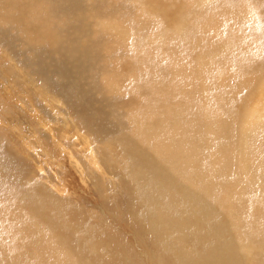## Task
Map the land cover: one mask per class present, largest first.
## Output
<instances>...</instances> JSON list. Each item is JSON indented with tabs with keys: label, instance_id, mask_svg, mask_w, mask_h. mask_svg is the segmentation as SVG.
Here are the masks:
<instances>
[{
	"label": "bare ground",
	"instance_id": "bare-ground-1",
	"mask_svg": "<svg viewBox=\"0 0 264 264\" xmlns=\"http://www.w3.org/2000/svg\"><path fill=\"white\" fill-rule=\"evenodd\" d=\"M96 1L108 3L111 0ZM116 1L119 4L112 5L109 11L122 6L128 8L126 3L129 0ZM130 1L129 3L139 1L138 5L142 7L130 10L128 19L104 23L102 30L98 31L81 19L84 15L83 2L86 0H27L20 7L21 12L9 18L11 29L31 37L35 42L40 39V42L35 46L28 45L33 42L24 40L22 43L10 38L4 40L0 48L5 50L6 58L14 61L15 65L10 68L4 65V61L3 64L0 63L1 85H5L8 95H11L10 85L16 92L18 89L24 94L29 101H24L25 98L18 100L24 107L29 105L36 120L40 113L37 114L34 110L37 106L33 101L39 99L50 108L55 124H62V129L56 126L57 132L77 148L83 165L68 148L55 139L52 134L54 124L51 125L47 119L37 120L35 123L44 129V133L47 131L52 135L51 141L56 140L57 150L61 155L62 149L68 150L67 163L70 168L81 179L91 182L99 194L105 193L106 201L108 194L117 193V188L126 195L128 203L131 199L136 200V208L131 212L128 210L125 217H121L126 218L129 225L135 228L137 238L145 247L149 244L152 248L155 247V238L160 234V225L152 207L159 203L161 197L164 205H173L167 213V217L171 216L167 242H158L154 253L140 252L146 261L149 260L152 264H264V242H251L247 237L233 242L231 227L227 231L218 229L225 215H228L231 226L234 227L246 219L243 227L249 232L255 222L251 219L255 213L253 208L264 209V6H254V0H248L250 4L244 14H232L228 17L222 35L197 40L192 37L202 33L207 13L220 11L222 3L169 0L168 6L177 10V14L173 16L166 8L152 9L149 6L150 0ZM37 2L41 5L42 18L37 24L24 23V8ZM55 6L63 9L55 10ZM66 11L76 13V18L68 22ZM142 11L151 19L138 27L136 21L141 17ZM2 14L0 8V15ZM57 19L61 21L55 26L45 25ZM67 32L73 35L69 37ZM43 36H48L47 40ZM254 44L256 48H252ZM193 46L200 47L208 55L203 65L208 72L207 81L194 77L185 86L188 92H193L195 83L202 84L199 87L202 103L196 108L181 103L180 97L184 94L182 87L169 86L172 82L183 83V79L176 78L182 72L191 71L184 51L186 47ZM154 47L159 49L154 50ZM11 49L13 51L9 52ZM23 55H26V59H21ZM104 55L112 58V67L107 66ZM150 56L156 58L154 64L150 63ZM122 58L134 68L131 71L135 76L122 74L119 77L110 72L101 78L98 76L108 68L111 70ZM238 58L242 59L241 63H238ZM47 59L53 62L47 69L54 70L68 90L63 97L75 99L93 93V90L83 84L85 79L92 83L85 63H95L100 59L96 89L103 87L105 95L102 94V100L98 102L101 105H97V114L90 115L100 127L94 138L87 114H75L71 117L72 114L68 113L69 118H72L71 123L75 122L78 128L74 132L67 131L71 125L66 113L58 111L59 106L64 105L63 100L29 67L31 61L43 62ZM163 71L164 75H159ZM220 75L222 79L227 76V85L216 78ZM124 83L126 91L123 90ZM224 87L228 92H225ZM147 97L150 99L149 105L131 109L120 116L118 106L134 102L145 103ZM11 112L7 101L0 96V124H6V118L13 113ZM188 115L192 116L184 127V117ZM162 120L181 138L154 149L152 141H144L142 135L151 132ZM202 123H206V127L199 128ZM11 124L20 132L17 137L19 145L26 147L30 136L25 135L26 132L20 125L15 122ZM125 124L129 131L125 130ZM2 134H8V130L0 126V136ZM184 134L186 136L182 138ZM256 138L259 140L252 142ZM110 139L119 142L118 150L110 145ZM95 144L101 146L95 147ZM34 146L41 147L38 139ZM211 150L223 154L211 156ZM117 151L122 153L124 160L113 171ZM22 153L24 156H31L26 152ZM30 153L39 158L38 152ZM14 160L18 161V157H10L0 142V249L4 253L0 260L8 258V264H128L132 256L137 258L126 249L119 250L103 244L107 242L103 227L101 229L94 221L93 213L85 215L81 209L79 212L71 211L66 206L67 201L66 205L63 202L67 209L62 208L66 192L58 189L57 185L35 181L40 179V175H26L14 165ZM35 168L42 173V168ZM96 182L103 185L96 186ZM221 189L228 192L212 194ZM233 211L236 214L231 217ZM96 217L99 218L97 215ZM14 218L19 221L18 230L9 232L7 226L1 223H13ZM202 220L207 222L204 232L200 228ZM102 222L103 220L100 224L98 221L99 225H103ZM194 228L199 232L194 231ZM17 232L21 234L20 238L17 237ZM11 236L14 239L9 242ZM210 239L217 242H206ZM17 242L20 247L14 249ZM26 242H45L46 248L51 247L54 242H69L68 246L73 253L70 258L62 254L51 261L44 248L31 243L28 246ZM55 247L58 248L59 245ZM138 259L135 264H145Z\"/></svg>",
	"mask_w": 264,
	"mask_h": 264
},
{
	"label": "rangeland",
	"instance_id": "rangeland-1",
	"mask_svg": "<svg viewBox=\"0 0 264 264\" xmlns=\"http://www.w3.org/2000/svg\"><path fill=\"white\" fill-rule=\"evenodd\" d=\"M26 2L27 0H0V8H2V11H3V14L0 15V47H2L4 40H6L7 38H10L13 41H19L21 43L23 40L28 41V42H33V43H29L28 45L34 44L35 46L40 42V39H38V41L35 42L36 40H33L31 37L25 36L21 32H17V30L13 31L11 29L9 18L15 14L20 13L21 12L20 7L21 6L23 7L26 4ZM129 2L131 1L129 0L126 3L128 4V8H124L122 6V8L109 11L112 5L119 4L116 0H111L108 3H103L100 1L95 2V0H86V2H83L84 15L81 17V19L83 21H86L88 26L92 28H96L98 31H101L104 23H114V22L117 23L120 21L121 18L128 19L131 13L130 10H138L142 7V5H138L139 1L136 3L134 2L129 3ZM207 2L222 3L223 7L220 11L207 13V19L204 23L202 33L200 35L192 37V39L200 40L203 38L205 39L209 37L222 35L224 33L225 25L227 23L228 17L232 14H244L247 10L248 5L250 4L248 0H207ZM254 2H255L253 3L254 6L255 5L264 6V0H254ZM12 3H15L16 5H12ZM168 4H169V0H150L149 6L152 9H154L155 7L156 8H166L171 11L173 16L176 15L177 10L173 9L171 6H168ZM8 5H10L9 6L10 8L7 9ZM237 6H239V9H237ZM40 9H41V5L38 2L30 7L24 8V12H23L24 13V19H23L24 23L30 22L32 24H37L38 20L42 18ZM54 9L61 10L63 8L61 6H55ZM65 17L67 18V21L69 22V20L76 18V13L72 11H66ZM150 19L151 18L148 16V14L145 11H142L141 17H139L138 20L136 21V26L140 27L141 25L146 24ZM58 21H61V20L60 19L51 20L47 22L45 25L55 26ZM161 21L165 26L169 27L168 23H166L162 19ZM67 35L70 37L73 35V33L67 32ZM47 38L48 36H43L44 40H47ZM81 43L83 44V42ZM252 48H256V44H254ZM158 49L159 47H154V50H158ZM8 51L12 52L13 50L11 49V51L10 50ZM184 54L186 56V63L188 62V65L191 66V69H190L191 71L182 72L181 76L176 78V79H183L184 80L183 83L175 84L172 82V83H169V86L182 87L184 90V94L180 97L181 103L184 105H190L196 108L199 104L202 103L201 101L202 93L199 90V87L202 86V84L197 85L195 83L193 85L194 87L193 92H188L185 89V86L190 81H193L192 79L194 77H197L201 81H207L206 77H208V72L204 70L203 65L205 64L204 61L206 60L208 55L205 53L203 49H201L198 46L186 47ZM150 58H151L150 63L154 64L156 62V58L153 56H150ZM21 59H26V55L21 56ZM0 60H1L0 63L3 64L5 62L4 65L7 67L13 68L15 65L14 61L6 58V52L3 48H0ZM104 60L107 63L108 67H112V64L110 62L112 58L109 55H104ZM237 61L238 63H241L242 59L238 58ZM85 64H87V69L90 72V75L92 77V83L89 79H85L83 80V84L88 89L93 90V93L89 95L85 94V97L79 96L80 97L79 99H75L72 97H69V98L63 97V95L68 93V90L65 87L64 82H62V80L58 77L57 73L54 70L49 71L47 69V66L53 65L52 61L48 59L43 62L31 61L29 62V67L35 71L38 77L47 86L54 89V92L53 91L50 92L51 94L55 93L56 95L61 97V99L63 100L64 105L59 106L58 111L61 110L64 113H66L65 115L71 125V127L67 128V131L74 132V130H77L78 128L75 122L71 123L72 118H69L68 116L69 114H72L71 117H74L75 114H79V115L87 114L89 115V120L91 123L92 137L94 138L96 134L100 131V127L98 124H95L93 122V120L90 118V115L97 114V111H98L97 105H101V103H98V102H101L100 101L102 100L101 95L102 94L105 95V92H104L103 87H99L98 89H96L97 73H98V69L100 65V59L96 60L95 63L89 61V62H86ZM133 69L134 68H131V65L125 59L122 58L121 61L116 66H114L111 70L108 68V70L102 71L101 75L99 73L98 76L101 78V76H105L109 74V72L116 73L119 77H121L122 74H124L125 76L127 74L128 75L134 74L133 76H135L136 74L133 71H131ZM216 70L217 72L219 71L218 68H216ZM214 72H215V69H214ZM163 73L164 71L161 72V74L159 75H164ZM218 75H219V72H218ZM15 78L17 79L18 75H16ZM216 78H219L225 85H227V76H224L223 79H222V75L216 76ZM147 79L150 80L151 78H147ZM9 87L11 89L10 90L11 95H8L7 94L8 91L7 92L5 91L6 89L5 85L3 86L0 83V96L3 97L5 101H7L8 107L13 112V113L11 112L12 114L6 118L7 120L5 121L6 124H0L2 128L4 129L6 128L8 130V134H2L0 136V142H1L2 148L7 152V154L10 157L12 158L18 157V161L17 160L13 161L14 165L17 168H20L19 170H22V172H24L26 175L28 174V176H31L32 174L35 176L37 174L40 175V179H36V180L34 179L35 181L37 182L42 181L46 183L47 185H52V184L57 185L58 189L66 192L65 193L66 195L64 198L65 201L63 200L61 203L62 208L65 207V209H67V207L69 206L70 208L69 207L68 208L71 209V211H76V212H79V209H81L80 211H83L82 214H85V215L93 213L92 215H94V221L97 223L98 226L103 227V235L105 237V240L107 241V242H103V244L111 245L113 247H116L119 250L126 249L128 252H132L133 254L137 256V258L132 256L128 264H135V262L139 261L138 258H140L141 261L144 262L145 264H152L151 261L149 260L146 261V259H144L141 256L140 252L148 251L150 253H154V251L157 249L158 242H167L166 240L168 237V231L171 225V216L167 217V213L170 211L169 207L173 205L172 204L164 205L163 197H161L159 200V203L152 207V212L154 213L160 225V234H159V237L155 238V242H154L155 247L152 248L150 244L147 247H145L142 244V242L137 238L135 228L129 225L126 218L123 219V217H121L123 215L125 217V214L128 210L129 212H131L133 209L136 208L135 206L136 200L131 199L130 202L128 203V199L126 195L122 194L123 192L117 188L116 189L117 193L115 192L114 194H108V200L106 201L105 193L99 194L98 190L92 187L91 182H89L88 180H85L84 178H83L84 180L81 179L73 171V169L70 168L69 164L67 163L68 155L66 152L68 150L64 151L62 149L63 151L62 155L57 150L58 144H56V140L62 145H64L66 148H68L73 153L74 157L83 165V160L80 157V155L77 153V148L74 145H71L70 142L66 138H61L60 137L61 134L57 132L58 129H56V126H60L61 127L60 129H62V124L60 123L58 125L55 124V120L52 117L53 114L50 108L46 107L41 101H39V99H36V97L34 96L33 100L35 99L36 100L33 101V104H36L37 106V109L34 108V110L37 112V114L40 113L39 119L37 120L47 119L51 125L54 124V129H53L54 131L52 133L54 134L55 139H56L54 142L51 141L52 135H49L47 131H45L44 133V129L40 128L41 126L38 127V125L35 123L37 122V120L33 118L32 111L29 110L30 109L29 105L26 104L27 105L26 107L22 106L18 98H21L23 100L25 98L24 101H29V100L18 89L16 92V90H14L12 85H10ZM21 87H24V86L21 84ZM123 90H125V83L123 85ZM224 90L225 92H228L226 87H224ZM109 95H110V98L114 101L115 99L111 96L110 93ZM229 98L230 97L228 96L227 99ZM106 102L107 100H105V103ZM26 103H29V102H26ZM149 104H150V99L149 97H147L145 103L134 102V104L128 103V105L124 104V105L118 106L120 107V110H119L120 116H123L127 111L131 109L145 107L146 105H149ZM191 116L192 115H188L184 117V127L187 125ZM59 120L62 122V118L60 116H59ZM11 122L13 123L15 122L16 124L20 125V128L24 129V131L26 132L25 135L30 136L29 141H28V144L30 143V146H28L27 144L26 147L22 148V145H19V142L17 141V137H18V134H20V132L17 130L18 129L17 127L12 126ZM204 127H206V123H202L199 125V128H204ZM124 128L125 130L129 131V128L126 124L124 125ZM185 136L186 135L184 134L182 138H184ZM67 137H70L71 139H73L71 136H67ZM180 138L181 136L176 135L173 132L170 125L164 120L157 123L151 132H145L142 135V139L144 141L147 139L152 141L154 149H158L160 145L163 143H166L171 140H178ZM36 139H38L39 143L41 144V147L34 146V142ZM257 140H259V138H256L252 142H255ZM110 145L116 150H118L119 142L115 139H110ZM206 145L208 146L209 142L206 143ZM94 146L100 147L101 145L95 144ZM28 149L30 150L27 151ZM22 152H26L30 154L31 156L25 155L26 156L25 157ZM30 152H34V153L38 152L39 158H37V155L32 154ZM210 152L212 153L211 156H213L214 154H223V152L220 153L214 150H211ZM32 155L36 156L37 159L34 158ZM123 160L124 159H123L122 153L120 151H117V153L115 154L116 164L112 167L113 171L122 164ZM36 166L42 168V173L36 170L35 168ZM167 166L168 168H170L169 164H167ZM95 185L102 186L103 183L96 182ZM262 189H264V184L262 186ZM221 191L228 192L224 189H221L212 194L218 195ZM118 193L119 195H121V197L118 195ZM115 197H116L117 202H115ZM66 201L68 204L66 203ZM63 202L65 203V205L67 204L66 205L67 207L64 205ZM112 202L113 203L115 202V204H112ZM82 204H83V207H82ZM123 204L124 205L127 204L126 205V207L128 208L127 210ZM73 205H76V206H73ZM122 208H124L125 210ZM83 209H85L86 212ZM89 209H91L92 211H90ZM120 209H122V211H120ZM253 209L255 210V213L252 214L251 219L255 220V222H253L254 224H253V228L251 231L248 232L246 231V227H243V223L245 222L246 219H244L241 223L236 224L235 227L231 226L232 222H230V220L228 219V215H225L224 221L221 225L218 226V229L227 231L228 228L231 227L230 232H231V238L233 242H238V238H245V237H247L251 242H264V209L262 208H253ZM105 212H107L106 213L107 216L105 215ZM235 214L236 213L233 211L231 214V217H234ZM96 215L99 218H97ZM96 218L100 222V224H101V220H103L102 222L103 225H99L98 221L95 220ZM206 223L207 222H205L204 220L200 222L201 232H204L207 229ZM1 224H3L4 226H7V229L9 232H14L15 230H18V227H19V221L18 219H15V218L13 219V223L2 222ZM130 231L132 232L130 233ZM194 231L199 232L197 228H194ZM41 234H43V232ZM16 235L18 238L21 237V234L18 232L16 233ZM13 239L14 237L11 236L9 242L13 241ZM206 242H217V241L210 239V240H207ZM28 243H31V245L33 246H39V247L44 248L47 251L51 261L55 260L56 257L58 258L62 254H65L68 258H70L72 256L71 253H73L71 251L72 248H69L68 246L69 242H61V243L54 242L51 247L47 246L48 248H46L45 242L44 243L43 242H37V243L28 242ZM28 243L26 242V245L30 246V244ZM42 244L44 246H42ZM139 244L140 246H137ZM1 245L2 244L0 241V246ZM56 245L57 246L59 245V247L58 248L55 247ZM65 245L67 246V248ZM19 247H20V244L17 242L14 249H17ZM67 250L71 252L68 253L69 251ZM1 256H4V253L0 249V258ZM142 259H144L145 261ZM9 262L10 261L8 260V258L5 260H0V264H8ZM79 264H86V263L80 262Z\"/></svg>",
	"mask_w": 264,
	"mask_h": 264
}]
</instances>
